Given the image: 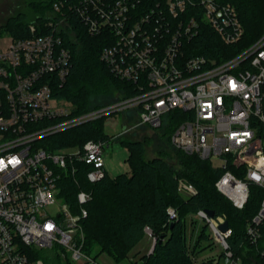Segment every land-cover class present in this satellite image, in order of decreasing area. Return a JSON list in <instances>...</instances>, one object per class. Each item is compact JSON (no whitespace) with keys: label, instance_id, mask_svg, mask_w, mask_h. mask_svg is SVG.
Here are the masks:
<instances>
[{"label":"built area","instance_id":"built-area-1","mask_svg":"<svg viewBox=\"0 0 264 264\" xmlns=\"http://www.w3.org/2000/svg\"><path fill=\"white\" fill-rule=\"evenodd\" d=\"M72 14L90 34L105 33L101 59L117 77L133 83L134 94L79 113L54 95L55 84L65 82L72 67L64 39V34L74 36ZM204 23L226 45L244 35L230 2L56 0L45 20L29 24L30 35L12 37L8 49L0 50V264H46L38 251L54 248L62 249L57 256L69 264H99L83 245L91 192L79 190L75 212L60 196V183L77 172V162L90 166L89 181L103 178L105 141L52 149L43 140L119 111L132 109L140 125L158 128L179 111L171 143L224 168L215 184L236 207L246 205L252 184L264 189V32L219 60L193 53L191 43ZM179 180L181 194L196 193L193 184ZM52 205H59L56 214L49 211ZM198 216L222 250L221 264H244L228 242L231 227L219 228L226 216L205 209ZM263 222L264 199L247 224L253 243L261 238Z\"/></svg>","mask_w":264,"mask_h":264},{"label":"trees","instance_id":"trees-1","mask_svg":"<svg viewBox=\"0 0 264 264\" xmlns=\"http://www.w3.org/2000/svg\"><path fill=\"white\" fill-rule=\"evenodd\" d=\"M56 0H34L30 7L35 12H19L8 17L0 31L13 37L30 35L29 24L42 22L53 10ZM232 3L244 26L240 41L226 45L213 29L203 24L199 35L193 39V53L205 54L217 59L235 55L252 44L264 32V0H217ZM67 2V1H66ZM67 3L64 9L67 8ZM71 27L74 36L64 34L66 45L72 52V67L65 82L56 83L54 95L71 102L74 113L108 103L118 97L136 92L133 83L117 77L101 59V51L108 43L105 33L92 35L87 32L80 18L72 14ZM203 23V22H202ZM112 93L107 102H95V95ZM179 111L167 115V121L160 129H167L169 142L171 134L181 119ZM105 117L88 121L67 129L43 142L55 149L68 145L83 144L88 139H109L103 128ZM114 137V136H113ZM123 140L130 149V173H120L110 177L106 171L103 178L92 182L87 178L90 166L77 162L74 175L65 177L60 185V196L76 212L77 193L81 189L91 192L86 202L88 214L83 219L84 248L95 255L106 252L115 260L128 256L146 233V227L155 237L153 250L130 264H221L222 250L216 255H203L206 249L216 247L209 224L196 231L194 225L200 218V209L210 210L215 216L225 215L232 229L228 242L234 252L240 255L244 264H264V222L260 226L261 238L253 243L247 233V224L257 214L264 199V189L251 185V194L243 208L232 201L216 187V181L224 168L213 166L210 159L198 154H189L178 149L179 165L170 162L165 152L152 158L145 157V143L142 140ZM172 144V143H171ZM179 179H184L196 187V193L185 196L179 191ZM174 208L177 217H171L168 208ZM190 217L192 229L188 233L187 219ZM136 255V253H135ZM46 264H52L45 259Z\"/></svg>","mask_w":264,"mask_h":264},{"label":"rangeland","instance_id":"rangeland-1","mask_svg":"<svg viewBox=\"0 0 264 264\" xmlns=\"http://www.w3.org/2000/svg\"><path fill=\"white\" fill-rule=\"evenodd\" d=\"M33 1L34 0H0V29L1 26L6 23L8 17L19 12L27 13L29 14V17L33 19L35 12L30 7V2ZM12 37L13 36L8 32L0 31V50L8 49V45H10ZM112 97H114L112 93H104V95H95L91 99L94 104L98 101L103 103L110 101ZM65 105H68V103L65 102ZM103 128L105 132L110 135L107 142H105L103 151L105 168L110 177H116L120 173H130L131 171V164L128 154L130 153L129 146L123 140L115 139L113 137L114 135H119V137L124 140L144 141L146 158H152L162 154V152H165V157L170 162L175 163L177 166L179 165V154L177 152L178 148L176 149V147L169 142L168 138H166L168 135L167 129H160L147 124L140 125L137 113L132 109L128 111H119L105 117ZM208 140L209 142L212 141L211 134H209ZM214 162H217V160L215 159ZM58 210L59 205H52L49 207V211L52 214H56ZM203 223L204 220L199 218L194 225V229L198 231ZM187 226V231L189 233L192 229L190 217L187 219ZM154 244L155 240L152 238L151 231L150 229H147L142 241L137 244L130 252H128V256L121 260H115L106 252H100L98 255L92 253V256L99 264H130L131 260L139 259L141 255L152 251ZM215 245L216 247L211 249L208 248L203 251L202 254L209 255L210 253L216 255L219 251H221V248L216 241ZM59 251H62V249H42L38 251V255L39 257L48 259V261L52 264H69L67 257L60 255L57 256ZM69 256L70 255L68 253V257ZM141 263L142 262L140 261L139 264Z\"/></svg>","mask_w":264,"mask_h":264},{"label":"water","instance_id":"water-1","mask_svg":"<svg viewBox=\"0 0 264 264\" xmlns=\"http://www.w3.org/2000/svg\"><path fill=\"white\" fill-rule=\"evenodd\" d=\"M207 211H208V213H209L211 216L214 215V212H213V211H210V210H207ZM229 227H230V225H229V221H228V220H226L225 222H222V223L219 225V228L222 230V232L228 230ZM153 247H154V245H153Z\"/></svg>","mask_w":264,"mask_h":264},{"label":"crops","instance_id":"crops-1","mask_svg":"<svg viewBox=\"0 0 264 264\" xmlns=\"http://www.w3.org/2000/svg\"><path fill=\"white\" fill-rule=\"evenodd\" d=\"M107 171V170H106Z\"/></svg>","mask_w":264,"mask_h":264}]
</instances>
